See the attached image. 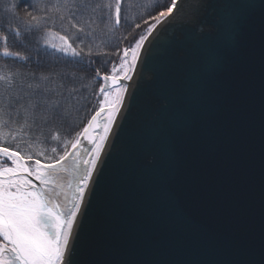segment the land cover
Masks as SVG:
<instances>
[{"label": "water", "instance_id": "95a60500", "mask_svg": "<svg viewBox=\"0 0 264 264\" xmlns=\"http://www.w3.org/2000/svg\"><path fill=\"white\" fill-rule=\"evenodd\" d=\"M262 3L177 0L147 36L75 264H264Z\"/></svg>", "mask_w": 264, "mask_h": 264}, {"label": "snow or ice", "instance_id": "6c2138e0", "mask_svg": "<svg viewBox=\"0 0 264 264\" xmlns=\"http://www.w3.org/2000/svg\"><path fill=\"white\" fill-rule=\"evenodd\" d=\"M21 2L35 8L40 0H36V4H33L32 0ZM176 5L177 0H171L166 10L149 17L156 23L148 25V20H144L143 23L148 25L147 33L151 34L156 24L168 17ZM52 7L57 13L63 8L68 9L72 13L68 19L73 27L77 26L76 22H73V17L76 12L80 13L77 38L81 44L86 38L91 39L95 30L107 29L105 33L107 35L115 26L121 24L122 0H114V3L113 0H104L103 3L95 4L88 3L87 0H63L62 4ZM260 7L264 8V3ZM16 8L17 4L14 3L6 9L13 19L16 18ZM47 11L43 16L34 15L31 11L26 12L25 33L30 34L33 31L42 33L46 48L51 47L63 53L74 63L85 65L93 63L90 47L87 53H84L83 48L77 51L67 36L51 30L49 21L52 17ZM85 14H88V18H85ZM60 19L63 21L65 17L61 15ZM135 27L140 28V24H136ZM15 35L18 37L19 31H15ZM147 38V35H140L131 50L124 49L122 63L119 66L123 73L122 77L103 76L105 84L100 87V92L104 98L100 101V108L91 116L83 131L77 133V139L71 143V150L65 146L63 153L60 154L57 148L53 147L51 149L53 155L45 157L51 162L42 163L40 159H35L29 168L26 159H33L31 151L21 155L20 151H12L0 144V158L11 161L13 165L0 166V264H75L73 229L75 226L79 231L77 218L82 216L88 207L86 195L91 194L90 185H94L93 174L97 170L108 133L122 105L123 93L127 90L126 86H120V80L131 79L129 73L134 70ZM2 39L7 45L8 37ZM56 39L60 43H54ZM35 51L37 53L35 59L38 61L41 53L38 48ZM129 54L132 57L130 61L126 59ZM96 55L99 58L102 54ZM85 56L88 59H85ZM0 57H11L19 61L34 59L31 53L21 55L18 51H10L7 46L0 51ZM111 71L117 72L114 63ZM17 75L12 72L4 74L0 68V85L3 86V92H0V138L4 136L3 129L14 123L28 139H32L34 133L43 135L42 125L63 118L64 104L67 102L64 98L71 99V93L64 90L61 73L33 72L24 77L23 81H18ZM57 80L59 82L52 87L53 82ZM113 87L116 89L115 94L111 91ZM5 115L8 116L7 121L4 119ZM8 135L13 139L17 138L11 130ZM58 139V135L51 136V140ZM83 141H87L93 147L85 148ZM16 147L20 148V145L17 144ZM27 147L31 150L32 145L29 143ZM36 154L44 156L43 151ZM33 178L38 181V185L33 183Z\"/></svg>", "mask_w": 264, "mask_h": 264}, {"label": "trees", "instance_id": "16d2710c", "mask_svg": "<svg viewBox=\"0 0 264 264\" xmlns=\"http://www.w3.org/2000/svg\"><path fill=\"white\" fill-rule=\"evenodd\" d=\"M87 2L95 4L103 3L104 0H87ZM14 3L17 4L15 19L6 11ZM32 3L36 4V0H32ZM62 3L63 0H40L34 8L30 7L29 4L22 3L21 0H0V33L4 37H8L7 43L12 51H18L21 55L31 53L34 58L28 61H19L11 57H0V68H2L3 73H17L16 79L18 81H23L24 77L33 72L37 74L61 73L64 90L71 93V99L64 98L67 102L64 104L63 118L42 125L43 135L34 133L32 139H28L14 123L3 129L4 136L0 138L2 146L20 151L21 155L31 151L33 153L32 160L40 159L44 163L51 162L45 157L53 155L51 152L53 147H56L60 154L63 153L65 146L71 150V143L77 139V133L83 131L91 116L100 108V101L103 100V94L100 92V87L104 85L103 76L112 72L113 63L116 65L120 61L125 48L134 47L140 35H148V25L156 23L149 17L155 16L161 10H166L171 4V0H122L121 24L115 26L112 32L107 35L105 34L107 29L95 30L93 37L91 39L86 38L83 44L77 38L80 13H75L73 22H76L77 26L73 27L72 22L68 19L72 13L68 9L63 8L61 12L57 13L52 7ZM46 10H48L47 14L52 17V20L49 21L51 30L67 36L77 51L83 48L84 53H87L90 47L93 63L88 65L74 63L63 53L50 47L46 48L44 45L45 37L42 33L35 31L30 34L25 33L26 12L31 11L34 15L43 16ZM99 14V10H97V15ZM61 15L65 17L63 21L60 19ZM85 18H88V14H85ZM144 20H148V25L143 23ZM112 24H114V8ZM136 24H140V28H136ZM15 31H19L18 37L15 35ZM37 48L41 53L38 61L35 59ZM97 53L102 55L98 58ZM85 59L88 57L85 56ZM97 69L99 74H97ZM58 82V80L54 81L51 86L55 87ZM0 92H3L2 85H0ZM4 119L7 121L8 116L5 115ZM10 130L16 135V139L8 135ZM52 135H58L59 139L51 140ZM66 141L67 144H65ZM29 143L32 145L31 150L27 147ZM17 144L20 145V148L16 147ZM40 151L44 152V156L36 154Z\"/></svg>", "mask_w": 264, "mask_h": 264}, {"label": "rangeland", "instance_id": "374dc122", "mask_svg": "<svg viewBox=\"0 0 264 264\" xmlns=\"http://www.w3.org/2000/svg\"><path fill=\"white\" fill-rule=\"evenodd\" d=\"M157 25V24H156ZM55 32V31H54ZM60 34V33H59ZM60 35H62V34H60ZM149 35V34H148ZM4 37V35H2L1 33H0V51H2V49H3V47H5V46H7V47H9V45H8V43H7V45H5V43H4V41H3V38ZM54 43H60V41L58 40V39H56V40H54L53 41ZM51 48V47H50ZM9 50L10 51H12L11 49H10V47H9ZM129 50H131V49H129ZM124 56V51H123V55H122V57ZM131 55L129 54L128 56H127V60H131ZM121 63H122V59H120V61L116 64V66H117V72H115V73H113V72H111L109 75L110 76H113V75H115V76H121L122 77V75H123V73L120 71V69H119V66L121 65ZM136 66V65H135ZM134 70H135V68H134ZM134 70L131 72V73H129V75L130 76H132V74H133V72H134ZM105 84V83H104ZM120 86H126V84H122V85H120ZM126 89H127V86H126ZM111 91H112V93L113 94H115V91H116V89H115V87H113L112 89H111ZM125 94H126V91L123 93V102H124V100H125ZM104 98V97H103ZM123 102H122V105H123ZM122 105L120 106V109H121V107H122ZM107 107V106H106ZM119 112H120V110H119ZM103 134V132L101 133V135ZM34 161L35 160H28V163H30V165H33L34 164ZM7 163H9V161L8 160H5L4 158H0V166H4L5 164H7Z\"/></svg>", "mask_w": 264, "mask_h": 264}, {"label": "bare ground", "instance_id": "6f19581e", "mask_svg": "<svg viewBox=\"0 0 264 264\" xmlns=\"http://www.w3.org/2000/svg\"><path fill=\"white\" fill-rule=\"evenodd\" d=\"M132 81H133V78H131L130 80H127V81H126V83H127L126 85H128V86L131 85V84H132ZM119 115H120V114H119V112H118L117 115H116L115 122H114V124H113V126H112V128H111V131L108 133L107 140L105 141V146H104V148H103V150H102V152H101L100 158H101V156H102L104 150L106 149V146H107V144H108V142H109V140H110V137H111V135H112V132H113V130H114L115 126H116V123H117V121H118ZM98 162H99V161H98ZM42 163H43V162H42ZM26 164H27V166H28L29 168L32 167V165H30V163H28V161H26ZM4 166L12 167L13 165H12L11 161H9V163L5 164ZM33 183L38 185V181H35L34 178H33Z\"/></svg>", "mask_w": 264, "mask_h": 264}]
</instances>
